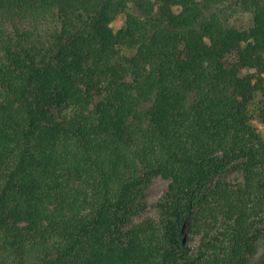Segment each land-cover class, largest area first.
<instances>
[{
    "label": "trees",
    "instance_id": "obj_1",
    "mask_svg": "<svg viewBox=\"0 0 264 264\" xmlns=\"http://www.w3.org/2000/svg\"><path fill=\"white\" fill-rule=\"evenodd\" d=\"M254 120L264 0H0V264H264Z\"/></svg>",
    "mask_w": 264,
    "mask_h": 264
},
{
    "label": "rangeland",
    "instance_id": "obj_2",
    "mask_svg": "<svg viewBox=\"0 0 264 264\" xmlns=\"http://www.w3.org/2000/svg\"><path fill=\"white\" fill-rule=\"evenodd\" d=\"M124 21L123 16H120L117 21L114 23L115 27L122 26ZM232 25L238 26H250L252 24V15L248 12H237L234 14L233 18L229 21ZM254 123L257 125L261 134L264 136V124L254 120ZM226 179L229 181H238L243 179V175L239 172L238 169H231ZM169 184V180L165 179L162 176H157L154 178L152 183L147 188L145 196L142 198V206L139 211L134 214L132 217L135 221H140L148 216H158V209L155 206V202L161 197V195L165 192ZM199 242V238L197 237L195 240L187 241V244L191 246V248H196Z\"/></svg>",
    "mask_w": 264,
    "mask_h": 264
}]
</instances>
